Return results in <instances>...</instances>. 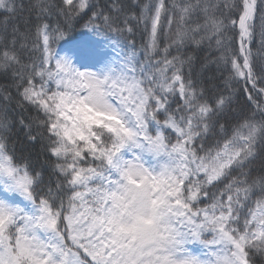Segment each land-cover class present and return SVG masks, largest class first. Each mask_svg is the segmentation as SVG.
Masks as SVG:
<instances>
[{
  "label": "snow or ice",
  "instance_id": "6c2138e0",
  "mask_svg": "<svg viewBox=\"0 0 264 264\" xmlns=\"http://www.w3.org/2000/svg\"><path fill=\"white\" fill-rule=\"evenodd\" d=\"M0 264H264V0H0Z\"/></svg>",
  "mask_w": 264,
  "mask_h": 264
}]
</instances>
